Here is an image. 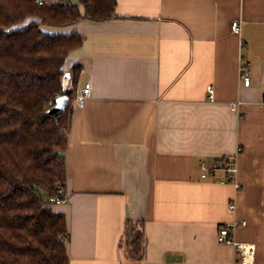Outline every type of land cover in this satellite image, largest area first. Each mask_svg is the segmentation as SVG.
Masks as SVG:
<instances>
[{
	"label": "crops",
	"instance_id": "0c3cea01",
	"mask_svg": "<svg viewBox=\"0 0 264 264\" xmlns=\"http://www.w3.org/2000/svg\"><path fill=\"white\" fill-rule=\"evenodd\" d=\"M42 28L84 37L65 63L82 67L67 200L55 205L67 217L70 264H244L218 240L242 220L233 235L255 246L249 264H264V0H117L113 18ZM87 82L80 107L74 96ZM238 147L239 190L222 173L201 177L200 161ZM127 220L143 224L138 261L125 257Z\"/></svg>",
	"mask_w": 264,
	"mask_h": 264
},
{
	"label": "trees",
	"instance_id": "16d2710c",
	"mask_svg": "<svg viewBox=\"0 0 264 264\" xmlns=\"http://www.w3.org/2000/svg\"><path fill=\"white\" fill-rule=\"evenodd\" d=\"M42 2V3H41ZM117 0H0V264H70L66 215L51 197L65 190V151L73 89L82 65L65 63L84 41L74 30L52 34L82 19L114 17ZM66 108L49 114L56 98ZM143 224L127 220L123 246L130 261L143 258Z\"/></svg>",
	"mask_w": 264,
	"mask_h": 264
},
{
	"label": "built area",
	"instance_id": "2783aa9c",
	"mask_svg": "<svg viewBox=\"0 0 264 264\" xmlns=\"http://www.w3.org/2000/svg\"><path fill=\"white\" fill-rule=\"evenodd\" d=\"M232 27L235 31H239L240 29L239 20H234L232 22ZM240 77L244 81L245 85L250 84L251 76L249 74L248 69L245 66H242ZM63 86L69 89L74 88L71 82V76L68 72H66L63 76ZM208 93H209V97L213 96L212 84L208 86ZM90 94H91V84L87 82L82 87L81 91L75 94L74 96L75 104L80 107H83ZM233 107L235 108V105H233ZM240 152H241V148L238 147L236 153L217 157L211 163H207L204 160L200 161L201 177L207 178L215 173H222L223 177L220 179V181L233 183L235 188L239 190L241 188V183L238 181L237 175L239 170L238 156ZM50 200L52 202H55L56 204L63 203L67 200V194L65 190L62 187H60L59 195L56 197H51ZM228 207L230 211L235 210L236 208L235 199H230ZM245 224H246V220H242L241 222L233 221L226 223L222 228H220L218 234V240L223 243L231 244L234 247V249L241 254V262L244 264H249V263H253L255 246L251 243L237 241L233 235V230L237 226L245 225Z\"/></svg>",
	"mask_w": 264,
	"mask_h": 264
},
{
	"label": "water",
	"instance_id": "95a60500",
	"mask_svg": "<svg viewBox=\"0 0 264 264\" xmlns=\"http://www.w3.org/2000/svg\"><path fill=\"white\" fill-rule=\"evenodd\" d=\"M68 102H69V95L65 94L57 97L54 106H52L48 111L49 114L56 115L62 112L66 108Z\"/></svg>",
	"mask_w": 264,
	"mask_h": 264
},
{
	"label": "rangeland",
	"instance_id": "374dc122",
	"mask_svg": "<svg viewBox=\"0 0 264 264\" xmlns=\"http://www.w3.org/2000/svg\"><path fill=\"white\" fill-rule=\"evenodd\" d=\"M66 72H68V71H66ZM66 72H65V73H66Z\"/></svg>",
	"mask_w": 264,
	"mask_h": 264
}]
</instances>
